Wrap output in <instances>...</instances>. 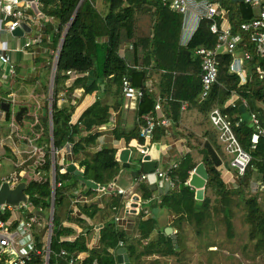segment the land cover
<instances>
[{
	"label": "trees",
	"instance_id": "trees-1",
	"mask_svg": "<svg viewBox=\"0 0 264 264\" xmlns=\"http://www.w3.org/2000/svg\"><path fill=\"white\" fill-rule=\"evenodd\" d=\"M219 1L221 5L230 9V20L234 32L241 31L243 22L256 17L255 9L244 1ZM42 11L58 20L57 25L46 24L45 33L51 38L50 47L53 53L50 60L56 57V52L68 28L62 50L59 54L53 92V129L54 145L60 148L66 142L74 143V150L79 152L95 142L98 132L95 128L109 123L111 110L121 109L125 104L122 91L124 76L131 79L134 87L143 91L138 99L137 115L141 124H145L144 116L153 112L157 100L160 99L164 114L172 119L170 125L178 126L181 105L184 101L197 108L203 117L204 125L201 135L185 131L190 139L194 151L187 153L178 161V166L168 172L169 179L179 185L154 198V191L150 184L136 177L138 183L136 191L142 198L143 204L137 223L138 237L128 235L113 222L101 227V245L89 249L88 239L93 224L84 222L82 217H73L70 209L71 196L79 186L87 187V193L95 194L97 187L88 183L94 180L101 185H107L114 180L121 169L116 158V148L104 146L82 162L83 172L69 169L61 172L56 164V178L62 185L56 187L55 215L51 238V252L49 264H117V250L126 247L132 264H162L160 258L150 260L144 257L158 255L163 258L173 257L178 261L186 259L188 248L185 247V223L194 226L198 237L205 236L208 226L215 223L224 227L229 239L236 235L234 219L242 213L243 222L248 226L246 241L242 253L247 259L255 260L264 256V79L256 72L258 65H264V59L255 52V47L247 39L245 32L242 43L253 57L246 61L248 81L241 83L240 76L230 70L233 60L232 54L221 52L218 54L219 74L206 99L200 98L202 91V58L196 52L200 47L213 48L218 37L210 29L211 21L203 18L192 37L187 43H182L185 14L164 4L162 0H39ZM78 8V11L76 12ZM105 37H108L105 40ZM47 38H45L46 40ZM127 45V46H126ZM124 46H126L124 48ZM241 46V47H242ZM189 51V55L185 52ZM38 59V58H37ZM52 60L50 63H52ZM39 58L36 63L43 62ZM51 67V65H50ZM18 71V67H15ZM68 70H74L79 77L72 83L82 86L85 91L99 92V98L89 106L76 124L71 123L73 105H58V93L61 83L69 78ZM158 90L157 94L150 90L147 83ZM102 84L105 88L102 89ZM113 95L115 101L107 100ZM246 103V112L241 113L237 101ZM1 104L6 102L0 99ZM11 103L10 101H8ZM219 107L231 117L242 116L244 121L235 127V132L244 146L252 155L251 163L245 173L240 176L238 187L229 188L222 178L223 161L229 164L230 155L226 153L218 138V132L210 121V112ZM48 104L41 120L46 126L39 141L50 143V127ZM255 113L259 126L263 129L255 149H252V135L258 132L257 124L251 121V114ZM6 121L12 120V109L5 111ZM141 125V126H142ZM168 125V126H170ZM168 126L158 124L155 137L165 134ZM126 136L127 140L137 138L141 143V127L134 126L129 131L115 129V136ZM201 159L207 177L205 195L197 198L195 190L187 183L190 173ZM29 161L26 164H31ZM53 158L50 148L46 153V162L42 166V179H29L24 176L26 166L18 168L21 181H27L26 193L29 204L36 209L49 212L53 200ZM27 170V169H26ZM257 183L254 190L253 185ZM254 190V191H253ZM113 213L123 207V200L117 197L113 201ZM173 209L180 215L173 223L177 229L178 247L173 238L159 226L157 217L144 218L156 208ZM21 209L7 210L2 217L14 223L21 216ZM92 218L99 212V208L87 202L84 208ZM29 213L28 215H31ZM71 220L82 225L83 231L76 239L69 241L65 236L75 233L72 226L65 225ZM43 222V221H42ZM36 248L35 264H46L45 247L49 233V225L35 224ZM88 229V230H86ZM207 247L212 245L208 244ZM217 246V245H215ZM201 249V242L198 244ZM88 251L89 255L79 258V254ZM64 252V253H63ZM4 264V260L0 261Z\"/></svg>",
	"mask_w": 264,
	"mask_h": 264
},
{
	"label": "crops",
	"instance_id": "crops-1",
	"mask_svg": "<svg viewBox=\"0 0 264 264\" xmlns=\"http://www.w3.org/2000/svg\"><path fill=\"white\" fill-rule=\"evenodd\" d=\"M37 6L39 14H43V17H39L32 7L28 9L27 15L30 16L31 19L26 20V22L31 27V30L25 32L24 36H15L7 31L0 32V54L10 57V63L8 64L2 63L0 60V99H5L6 102H8L11 100L10 95L14 96L17 101V105L13 106L12 103L10 104L11 109L12 106L14 107L15 114L21 106L28 107V111L23 116L22 124L20 125L17 123L18 131L12 134V130L10 128L11 121H6V110L2 108L0 102V171L4 168V163L12 167L9 174H2L0 172V177L2 178L11 175L14 172L19 173L18 168L26 166L27 170L25 169L24 176L31 179V164L26 163L30 160L33 161L34 159H28L29 154L27 151L31 149V146L26 138L40 137L45 132L47 125L44 124L41 117L45 114L46 104H48L49 127H51L50 95L52 87V66L50 67L48 65L51 61L50 55L53 53V49L50 47L51 38L45 33V25L53 24L56 26L58 20L54 17L47 16L42 11V5L39 0ZM200 14V5L196 3L192 4L187 17V30L190 31V35L188 38H183L182 35V43H187L192 33H194L197 25V18ZM45 38L47 39L45 40ZM107 39L108 37H105V40ZM27 42H31L29 46H26ZM126 46H124V48ZM37 58L44 59V61L38 64L35 62L38 60ZM11 64L14 65V68H11ZM15 67H18V71L15 70ZM73 81L74 80L69 77L64 81V83H61L60 91L58 93V105H73L71 123L76 124L79 122L84 111L91 106L100 95L97 91L87 92L82 86H75V88L72 89V86L74 85V83H72ZM104 88L105 84H102V89ZM153 89L157 94L158 90H156L154 86ZM106 98L111 103L115 101V97L113 95H108ZM18 101L23 104H18ZM127 104L128 101L125 98L124 107H121V109L111 110L109 123L95 128L94 132L99 133L98 137L95 142L89 143V147L87 149L76 152L74 150V143L66 142L59 148V152L56 154L55 158H53L55 159V165L57 164L60 167V171L63 173L72 167H75V169L83 172L84 167L82 162L89 157H94V153L97 150L104 146H108L110 148L114 147L117 150L116 158L121 165V169L117 177L109 183L115 181L120 187L127 189L128 192L131 191V193H133L134 200H136L134 202L136 210L134 213L126 214L124 211V200L126 196L119 195L116 192H101L98 189L95 194H89L87 193V187L79 186L74 191V195L70 198V209H73L72 200L76 198L79 201L77 204L78 210H72V216L82 217L84 222L93 224V229L91 230L88 239L89 249L96 248L101 245L100 229L104 224L109 222L115 223L128 235L135 238L138 237L137 223L139 221L143 201L136 191L138 183V178L136 176L143 172V157L145 155H149L151 160H155L157 162L156 170L169 172L174 163L181 160L187 153L194 151V148L191 146L190 139L186 136V133L184 134V132L187 131L196 135H201L204 128V125L201 124L203 117L198 112L197 108L188 105L187 109L185 111H181L180 113L178 126H168L164 135L160 138H156V140H152V142L147 145V153H142L140 149L141 142L137 138L127 140V137L124 135L120 137L115 136V129L117 128H121L122 131H129L136 125H139L141 128L143 126L137 115L138 101L135 106H128ZM39 139L40 138H38V140L34 143L48 146L49 142H41ZM49 146H51V141ZM26 159H28V161L22 163ZM198 159V165L191 171L187 183L195 190L196 193L202 189L203 195H205L207 177L205 175L203 163L200 158ZM126 163H128L129 166H126ZM221 171L222 178L224 179L227 187H238L240 177L237 176L236 169L230 167L227 162L223 161ZM166 181H170L171 183L169 190L174 187H176V189H180V186H175L171 180L162 181L161 183H158V186L163 188ZM98 184L99 183H97V186ZM255 185L257 186V183ZM162 194L159 190H156L154 191L153 197L160 199ZM117 197H120L123 200V207L119 210V212L113 213L112 203ZM136 197L138 198L136 199ZM87 202L94 203L100 209L94 218L82 209ZM156 209L157 212H155L154 209V213L149 212L144 218H148L150 216L157 217L160 227L165 230L168 226H171L173 227L175 233L177 229H175L173 223L180 214L173 209L165 210L160 207ZM37 213L41 215L43 221L46 222L50 220V214L48 215V212L45 210L37 211ZM65 225L72 226L75 229L74 234L68 235L74 237L75 239L83 231L82 225L75 221L67 220L65 221ZM184 226L186 227L184 244L189 250L193 246L189 243H191L192 240L195 242V240L192 239L193 237L191 238V232L189 234L188 231L192 225L186 222ZM78 228L82 229V231L77 232ZM88 255V251H83L79 254V258H85ZM154 258L162 259L163 257L158 255L144 257L146 260Z\"/></svg>",
	"mask_w": 264,
	"mask_h": 264
},
{
	"label": "built area",
	"instance_id": "built-area-1",
	"mask_svg": "<svg viewBox=\"0 0 264 264\" xmlns=\"http://www.w3.org/2000/svg\"><path fill=\"white\" fill-rule=\"evenodd\" d=\"M164 4H169L174 10L185 14L186 19L183 27V31L187 29V17L191 9V5L196 3L201 7V14L198 15L197 25L203 18L211 21L210 29L218 37V41L215 47L206 48L200 47L197 49V53L202 58V91L200 98L206 99L213 85L216 83L219 74V60L218 54L221 52H228L232 54L233 60L230 65V70L233 73H237L240 76L241 83L248 81V72L246 68V61L252 59L253 54L247 50L242 43L246 40L242 32H245L247 39L255 47V52L264 59V0H243L246 4L251 5L256 12V17L247 22L241 24V31L234 32L233 25L230 20V9L221 5L219 1L212 0H162ZM38 3V2H37ZM31 8V1L28 0H0V32L7 31L12 33L22 21L31 19L27 15V10ZM196 30V29H195ZM193 35V33H192ZM191 35V37H192ZM190 37V38H191ZM31 42H27L26 46H29ZM242 46V47H241ZM59 53V49L56 52V58ZM0 60L2 63H10V57L0 54ZM53 65V68H54ZM11 68L14 65L11 64ZM256 72L261 79H264V65H258ZM67 75L73 80L79 77V74L74 70H68ZM150 90H153L152 83H147ZM122 91L125 98L128 101V106H135L138 99L143 95V91L132 85L131 79L128 76H124L122 80ZM10 101L13 106L17 105V101L14 96L10 95ZM51 100V99H50ZM246 105V103H244ZM189 105V102L184 101L181 105V111H185ZM13 116L10 122L11 133L18 131V124L15 119V110L12 108ZM210 121L213 127L218 132V138L223 145L224 150L230 155L229 162L230 167L236 169L238 177L243 175L251 163L252 155L250 151L246 150L241 144L236 132L235 127L240 125L244 118L242 116L233 118L228 113H225L219 107H214L210 112ZM145 124L141 128V135L144 137V142L141 143L140 149L142 153H147V145L152 142L155 136V128L158 124L168 126L173 121L164 114L163 107L160 99L157 100L154 111L145 115ZM180 120V119H179ZM251 121L257 124L258 132L252 135V149L256 148L259 141L260 134L263 133V129L259 126L258 118L255 113L251 114ZM40 137L26 138L29 141L31 149L28 150V159H34L30 165L31 179H42V166L46 162V153L50 148L52 158H55L59 152V148H56L51 141L47 145H38L34 142ZM24 160L22 163L28 161ZM55 159H53L54 163ZM178 162L174 163L171 168L177 167ZM54 171H52V184L53 189L61 186L62 183L57 181L53 182ZM140 180L148 184H157L168 178L167 171L155 170L152 172H143L140 176ZM7 181L9 185L14 188L21 182L19 173L14 172L9 176L3 177L0 180V187L2 182ZM97 189L101 192L118 193L119 195L126 196L124 200V211L126 214L134 213L136 207L134 206L133 193L128 192L127 189L120 187L115 181L108 185L98 184ZM78 200L74 198L72 200V210H78ZM21 216L16 223L13 221H6L2 214L7 210L13 211L16 208L10 205H3L0 207V261L4 260V264H35L33 257L35 253L41 251L36 248V236H35V224H47L50 227V220L43 221L41 215L37 211L42 209L33 208L29 203L21 205ZM20 207V208H21ZM19 208V209H20ZM32 213L31 215H28ZM43 221V222H42ZM82 229L77 230V232ZM177 230L175 231V233ZM63 239L72 241L75 238L71 236H65ZM45 258L48 254V238H46ZM123 246V242H120ZM64 253V252H63ZM74 261L71 259L70 264Z\"/></svg>",
	"mask_w": 264,
	"mask_h": 264
},
{
	"label": "water",
	"instance_id": "water-1",
	"mask_svg": "<svg viewBox=\"0 0 264 264\" xmlns=\"http://www.w3.org/2000/svg\"><path fill=\"white\" fill-rule=\"evenodd\" d=\"M28 1H31V7L35 11V13H37L39 15V17H43V14H39V9L37 6L38 0H28ZM235 1L241 2L243 0H235ZM77 11H78V8H77L76 12ZM68 28L66 29L64 36H63V39L61 41V44L59 47V53H58L56 63L54 65L53 73H52V87H51V95H50V97H51V100H50V120H51L50 134H51V141L53 142V144H54V129H53V117H52L53 116V91H54L53 89H54L55 75H56L57 65H58V60H59V54H60V51L62 50L64 40H65V37H66L67 32H68ZM30 30H31V27L27 24V22L22 21L21 25L18 26L12 32V34L15 36H24L25 32L30 31ZM185 52L189 55L188 50H185ZM237 104L239 105L240 112L245 113L246 112V105L241 100H238ZM1 106L5 110L11 109V104L9 102H3L1 104ZM27 111H28L27 106H21L17 110L16 115H15V119H16L17 123H19L20 125L22 124L23 116ZM142 164L144 167L143 168L144 172H152V171L156 170L157 162L155 160H151L149 155H145L143 157ZM126 166H129V164L126 163ZM72 168L75 169V167H72ZM53 171H54L53 182H55L56 181L55 161H54ZM77 171L82 172L80 170H77ZM133 173L136 174L135 172H133ZM88 183L91 185L97 186V183H95L94 181L89 180ZM27 185H28L27 181H21L18 183V185L16 187L12 188L7 181L2 182L1 187H0V207L3 205H10L16 209H19L22 204H28L29 203V197L26 193ZM150 186H151L153 191L159 190V192L162 194L164 192L167 193L169 191L171 183H170V181H166L165 186L163 188L159 187L155 183L150 184ZM55 194H56V189L54 188L53 189L52 206L50 209V227H49V235H48V254H47L46 264H49L50 252H51V238H52V231H53L52 227H53V219H54V215H55ZM202 195H203L202 189L200 191H197V193H196L197 198H200ZM137 198L138 197H136V199ZM155 212H157V209H155ZM165 232L173 238L176 247H178V238H177V234L174 233L173 227L168 226L165 229ZM117 264H132L130 261V258L128 256L126 247L121 246L117 250Z\"/></svg>",
	"mask_w": 264,
	"mask_h": 264
},
{
	"label": "rangeland",
	"instance_id": "rangeland-1",
	"mask_svg": "<svg viewBox=\"0 0 264 264\" xmlns=\"http://www.w3.org/2000/svg\"><path fill=\"white\" fill-rule=\"evenodd\" d=\"M183 32V38H188L190 31L185 29ZM55 58L56 57H54L53 60L51 59L53 65ZM50 64L48 66H50ZM18 102V104H23L20 101ZM11 169L12 167L4 163V168L0 172L2 174H9ZM1 179L2 177H0V180ZM256 187L257 186L254 184L253 189L255 190ZM49 214L50 211L48 212V215ZM242 216V213H238L234 219L236 235L233 239L228 238L226 230L223 226L219 227L215 223L208 226V231H206L205 236L201 238L196 235L194 226H190L188 231L189 234L191 232V238L193 237L192 239H194L195 242L192 240L191 243H189L193 246L188 250L186 259L178 261L173 257H165L161 259L163 261L162 264H264V256L253 260L245 258L242 253L241 247L246 241H248V226L243 222ZM200 242L201 249L197 248ZM208 244L212 246L207 247L206 245Z\"/></svg>",
	"mask_w": 264,
	"mask_h": 264
}]
</instances>
